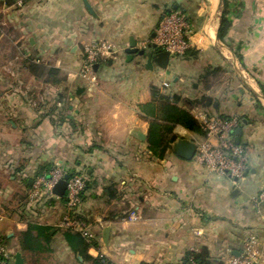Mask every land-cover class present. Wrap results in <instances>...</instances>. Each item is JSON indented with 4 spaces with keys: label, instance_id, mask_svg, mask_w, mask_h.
I'll list each match as a JSON object with an SVG mask.
<instances>
[{
    "label": "crops",
    "instance_id": "1",
    "mask_svg": "<svg viewBox=\"0 0 264 264\" xmlns=\"http://www.w3.org/2000/svg\"><path fill=\"white\" fill-rule=\"evenodd\" d=\"M227 2L228 45L217 38L222 0H0L5 264H15L17 252L22 264H95L99 253L111 264H182L186 252L203 247L212 264H227L251 235L264 264V203H253L264 188V0ZM168 9L185 14L192 49L170 55L166 68H148L136 54L129 60L130 42L146 48ZM96 40L112 43L116 53L99 63L90 88L78 72L83 48ZM154 90L176 96L174 104L200 124L203 113L239 119L248 172L238 183L173 151L180 139L206 138L180 124L164 157L151 153L150 123H166L159 102L140 108ZM45 164L87 176L77 214L97 243L86 251L91 259L66 240V232L78 231L60 225L66 208L59 198L31 202L11 194L31 186ZM133 210L137 219L130 221ZM30 224L42 231L33 229L34 237L49 236L36 250L20 246Z\"/></svg>",
    "mask_w": 264,
    "mask_h": 264
},
{
    "label": "built area",
    "instance_id": "2",
    "mask_svg": "<svg viewBox=\"0 0 264 264\" xmlns=\"http://www.w3.org/2000/svg\"><path fill=\"white\" fill-rule=\"evenodd\" d=\"M191 33L185 14L180 10L171 9L162 14L150 44H155L171 56H183L192 49ZM115 53L114 45L108 41L91 42L83 48L82 63L78 75L88 82L90 88L93 87L97 82L93 66L99 65L103 60L113 58ZM196 117L202 124L206 138L195 142L196 150L193 159L209 174L226 175L238 183L248 170L247 149L241 142L235 141V130L239 126V119L236 117H211L204 113ZM65 175H68L63 197L66 212L60 225L80 232L91 244L94 241L93 233L76 215L86 190L87 176L84 173H68L61 166L55 165L47 175L43 174L34 179L29 189V200L34 201L37 197L43 196L58 198L52 194V188ZM253 203L257 207L264 203V188L254 197ZM137 215V210H133L129 215V220H136ZM96 257L100 264H111L100 253ZM261 257L259 240L255 235H251L245 240L241 251L228 258L227 264H258ZM6 258L5 245L0 234V264H5ZM186 264L196 263L190 260Z\"/></svg>",
    "mask_w": 264,
    "mask_h": 264
},
{
    "label": "trees",
    "instance_id": "3",
    "mask_svg": "<svg viewBox=\"0 0 264 264\" xmlns=\"http://www.w3.org/2000/svg\"><path fill=\"white\" fill-rule=\"evenodd\" d=\"M222 6L223 9L221 11L220 24L217 30V38L228 45L226 38L231 20L229 19V16L227 14V8H228L227 0H222ZM169 10L171 9H168L167 11ZM237 56L239 59H241L240 55ZM259 85L264 95V86L262 84ZM175 100H176V96L170 97L168 95L160 94L158 91L154 90L152 91V100L149 103L140 105L142 111L149 110L148 108L154 106L156 102H159L160 105L165 108V115L163 117L164 118L163 120H165L166 123L163 125L157 120L152 121L150 123L148 137H147L148 149L158 159H162L166 151L170 148L171 144L176 141L177 136L173 132L175 125L180 124L190 131H193L200 135H205L202 124H200L187 110L176 106L173 102ZM50 111L51 112L54 111L53 108H50ZM53 167L50 164H45L44 166L40 167L35 178L43 174L47 175ZM68 173H75V172H68ZM27 187L28 189H30V186ZM42 199L46 203H50L54 200L53 198L47 196H43ZM58 200L64 203V198H59ZM76 215L78 216V214ZM33 229L38 231V235L42 232L40 226L36 224L28 225V228L24 232H21L22 239L20 242V246L22 249L36 250L39 248L40 241L45 242V244L49 242V236L46 231H48L50 228L48 227L44 228L46 233L43 234V239L41 240L36 236L34 237L32 233ZM68 229L72 230L71 228ZM65 237L68 243H70V245L74 244V246L80 252L81 255H83L87 259H91V257L86 255V251L91 246L94 247L97 246V243L95 241H92L91 244L88 243L80 232H66ZM91 260L95 264H100L99 259L93 258ZM190 260H193L196 264H212L210 262L209 252L205 247L201 248L198 251L190 250L186 252L182 259V264H186Z\"/></svg>",
    "mask_w": 264,
    "mask_h": 264
},
{
    "label": "water",
    "instance_id": "4",
    "mask_svg": "<svg viewBox=\"0 0 264 264\" xmlns=\"http://www.w3.org/2000/svg\"><path fill=\"white\" fill-rule=\"evenodd\" d=\"M127 58L130 60L133 55H138L146 59L145 66L153 68L155 65L159 68H166L170 59V54L167 51L159 49L155 44H150L146 48L138 49L136 43L131 41L129 47L126 49ZM94 71L98 69V64L93 66ZM242 132L240 128L235 130V141L240 142ZM173 151L182 159L191 160L195 154L196 144L194 142L180 139L172 145ZM248 172V170L246 171ZM68 175L59 180L52 188V194L58 198H63L67 187ZM108 229L104 230V234ZM238 254V253H237ZM236 254V255H237ZM15 264H22V258L19 252L15 254Z\"/></svg>",
    "mask_w": 264,
    "mask_h": 264
},
{
    "label": "rangeland",
    "instance_id": "5",
    "mask_svg": "<svg viewBox=\"0 0 264 264\" xmlns=\"http://www.w3.org/2000/svg\"><path fill=\"white\" fill-rule=\"evenodd\" d=\"M4 62H5V59L4 58H1L0 59V64H4ZM81 63H82V61H81ZM16 66V63H14L13 65H12V67L14 68ZM81 66V65H80ZM6 69V68H5ZM14 70V69H13ZM13 70H11L12 72H13ZM6 71H8V68L6 69ZM4 69H2L1 70V73L4 75H6V72ZM9 73V72H8ZM79 73V72H78ZM19 194L20 196H22V197H24L26 200L27 199H29V197H28V195H29V189L27 188V186H20V187H18L17 188V190L15 189V190H13V192L11 191V194ZM40 199H42V197H37L36 198V200L34 199V201H31V202H35V201H38V200H40Z\"/></svg>",
    "mask_w": 264,
    "mask_h": 264
}]
</instances>
